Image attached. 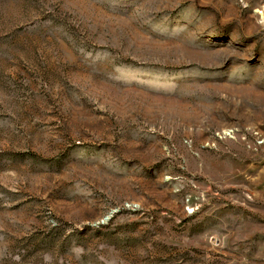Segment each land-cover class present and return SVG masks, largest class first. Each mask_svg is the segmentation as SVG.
Wrapping results in <instances>:
<instances>
[{"label": "rangeland", "instance_id": "1", "mask_svg": "<svg viewBox=\"0 0 264 264\" xmlns=\"http://www.w3.org/2000/svg\"><path fill=\"white\" fill-rule=\"evenodd\" d=\"M0 264H264V0H0Z\"/></svg>", "mask_w": 264, "mask_h": 264}]
</instances>
